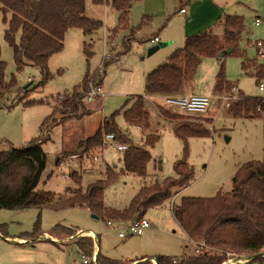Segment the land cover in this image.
Masks as SVG:
<instances>
[{
    "label": "rangeland",
    "instance_id": "rangeland-1",
    "mask_svg": "<svg viewBox=\"0 0 264 264\" xmlns=\"http://www.w3.org/2000/svg\"><path fill=\"white\" fill-rule=\"evenodd\" d=\"M189 1L192 3L194 0H166V3L170 14H174L179 8L187 9ZM217 1L222 4L226 15L242 17L244 30L235 52L222 60L203 57L196 67L192 94L212 98L208 110L199 116L186 114L179 106L168 104L165 96L143 95L142 76L146 74V68L158 59L160 61L155 66L163 64L170 56L169 48H160L147 56V50L155 45L148 41L152 31L145 24L135 31L136 40L131 39L124 50L128 30L118 27V13L112 6V0H102L99 4L85 0V16L101 22V26L93 35L83 28L68 29L62 50L48 60L50 78L43 83L39 68L26 65L17 69L12 48L4 38L6 25L0 16V62L3 63V81L10 85L0 97V151L20 148L36 138L40 139L45 166L36 190L50 193L54 198L65 193L68 196L104 180L106 166L119 173L123 166L122 151L116 150L115 143L104 142L102 148L86 152L78 147L116 111H119L115 116L118 128L136 146L148 150L152 159L146 166L144 178L119 173L113 182L104 187L105 208L123 210L142 186L174 178L173 164L181 158L185 146L186 163L193 171V179L187 187L176 189L170 201L145 213L144 219L150 228L141 236L128 235L121 239L118 233L123 232L130 221L96 218L81 206L0 210V230L8 237L0 235V264H83L76 241L80 237H88L84 231L98 236V246L105 257L121 263L125 260H136V263L143 255L148 258L166 255L180 259L193 254V246L171 213L172 207L182 198H211L218 192H229L238 168L263 158L262 120L234 118L228 110L233 101L222 104L220 97L228 93L215 92L214 84L222 64L223 80L235 86L238 94L264 98V89L259 90L260 83L264 86V75L257 80L256 70L251 66L255 62L256 66L264 68V56H259L256 47V41L264 40V28L253 24L256 18L264 17V0ZM178 20L175 19L176 22ZM136 22H132L134 25L130 27H137L139 22ZM209 33L221 36V23ZM18 40L19 33L15 36V41ZM105 53L110 55V59L100 68ZM96 74L101 75V96L89 103L84 102L85 108L91 109L90 115L70 118L65 125L64 122L52 124L42 132L44 121L51 119L52 106L60 100L58 97H68L86 76ZM142 95L150 114V128L159 136L152 147L145 145L144 132L127 125L122 116V110L131 105L133 97ZM27 101L39 103L24 106ZM156 106L201 125L209 135L190 137L184 143L173 133L174 121L162 118ZM55 117L60 119L58 114ZM73 173L79 178H73ZM107 221L112 222V229L106 226ZM55 227H59V231L53 234L51 232ZM61 227L81 235L76 237L75 233L66 237ZM34 233L37 236L31 238ZM215 254L225 255L223 264H264V250L252 256L216 249Z\"/></svg>",
    "mask_w": 264,
    "mask_h": 264
},
{
    "label": "trees",
    "instance_id": "trees-1",
    "mask_svg": "<svg viewBox=\"0 0 264 264\" xmlns=\"http://www.w3.org/2000/svg\"><path fill=\"white\" fill-rule=\"evenodd\" d=\"M102 3V0H92ZM139 0H112V6L118 13V27L128 29L124 50L135 31L146 24L143 17L137 27L128 26L127 7ZM85 0H0V16L6 25L4 38L12 48L14 62L18 70L30 65L39 68L43 82L50 78L47 63L51 56L63 48V40L68 29L83 28L90 34L101 26V22L91 20L84 14ZM222 36L209 32L187 37L181 48L174 50L167 60L151 70L144 79L145 96L175 97L188 95L193 90V77L201 58L213 57L222 60L237 49L241 32L244 30L242 17L226 15L221 21ZM19 33L18 42L15 41ZM230 50L229 53L227 51ZM220 54H224L219 57ZM256 70V79L262 78L264 68L251 64ZM222 64L215 78L214 90L217 93H229L235 86L223 80ZM256 80V81H257ZM101 83V75L86 76L72 93L52 106L51 119L45 120L42 132L52 124H61L70 118H81L89 114L84 106L87 83ZM12 84V83H11ZM3 81V63L0 62V97L7 91ZM240 94V93H239ZM238 94V99L230 103L229 113L234 118L260 119L263 122V158L242 165L232 178V188L227 193L218 192L211 198H182L171 209V213L188 239L201 240L209 247L223 252L256 255L264 250V98L247 97ZM43 102V101H40ZM36 101H27L24 106L34 105ZM46 103V101H45ZM54 103V102H53ZM159 115L174 121V135L186 143L190 137L209 135L201 125L188 122L180 114H173L168 109L156 106ZM58 114L60 119H56ZM119 111L104 119L97 131L81 141L78 147L86 152L102 148L103 137L112 134L115 141L125 145L122 152V169L119 173H130L144 178L146 166L152 156L146 149L135 146L115 123ZM124 122L144 132V143L152 147L159 139L150 128V114L145 107L144 98L133 97L131 105L122 110ZM170 121V122H171ZM187 149L183 148L181 158L173 164L174 178L164 179L161 183L142 186L123 210L105 208L103 205L104 187L113 182L119 173L112 168H105V179L88 185L83 191L72 195L54 198L52 194L38 191L36 187L45 166V153L39 138L20 148L0 151V210L24 208H63L81 206L90 211L92 216L107 220L134 221L144 218L152 208L160 207L170 201L176 189L187 187L193 179V171L186 163ZM78 179L75 173L71 174ZM55 227L51 233H56ZM64 230L66 237L76 231ZM0 235H3L0 230ZM37 234L31 235V238ZM50 236H53L50 234ZM29 239V237H23ZM78 249L90 258L93 241L89 237H80ZM223 264L225 255L190 254L180 259L166 255L144 258L135 264ZM95 264H123L101 254L95 256Z\"/></svg>",
    "mask_w": 264,
    "mask_h": 264
},
{
    "label": "crops",
    "instance_id": "crops-1",
    "mask_svg": "<svg viewBox=\"0 0 264 264\" xmlns=\"http://www.w3.org/2000/svg\"><path fill=\"white\" fill-rule=\"evenodd\" d=\"M179 2H181V0H179ZM189 3L190 1L187 4V9L179 8L177 11L175 10L174 14H170L169 9L167 8L166 0H139L136 2H132L127 7L128 26L130 27L131 25H134L132 24V22L137 23L136 20L140 23L141 19L143 17H146V25H148L149 29L152 31V36L148 39L149 43L151 45H159L161 43L158 50L160 48H169L168 53L171 54L174 50L179 49L183 46L184 41L187 37H192L198 34L209 32L218 23H221L224 16H226L222 4L217 0H194L192 3ZM180 10H184V13H180ZM176 18L179 19L177 22L175 21ZM217 36L221 37L222 35ZM155 38L158 39V42H153ZM132 40H136V38L133 36ZM124 45L125 43L123 44V46ZM158 61L160 60H156L154 62L155 64H153L151 67L146 68V74L142 76L143 80L145 79L147 73L157 67L155 65L156 63H158ZM143 95L145 96V94ZM143 95L141 97H143ZM88 112V115H90V108H88ZM65 123L66 121L64 122V125ZM98 128L99 127H97V129ZM98 243L99 238L97 236L95 256L97 254L103 255L100 251ZM144 258L148 257L146 255H143L140 256L138 260ZM134 261L136 260H125L123 264H135Z\"/></svg>",
    "mask_w": 264,
    "mask_h": 264
},
{
    "label": "built area",
    "instance_id": "built-area-1",
    "mask_svg": "<svg viewBox=\"0 0 264 264\" xmlns=\"http://www.w3.org/2000/svg\"><path fill=\"white\" fill-rule=\"evenodd\" d=\"M180 13H184V10H180ZM254 26H260L262 25L264 28V17L263 18H256L254 21ZM91 35H93L94 33L91 32ZM153 42H158V39L155 38ZM256 47L258 48V53L260 57L264 56V40L262 41H256ZM110 59V55L109 54H104L103 55V59L102 62L100 64V68H102L104 65H106V62ZM264 86L262 83L259 84V90L263 91ZM101 96V89H100V85L93 83L92 81H90L88 83L87 86V91L85 93V98H84V102L85 103H89L91 101H93L94 99H98ZM61 101V99L63 98V96L58 97ZM166 102L168 104L171 105H177L179 106L182 111H184L186 114L189 115H202L204 114L210 104H211V100L212 98L207 97V96H202V95H195V94H188V95H182V96H175V97H165ZM238 99V92L236 91V89H231V91L226 95V96H221L220 100L221 103H225L227 104L230 101H234ZM104 142L106 143H115V147L117 151H125L126 150V146L119 144L115 141V138L112 134H106L103 137V144ZM62 177H64V174L62 175ZM106 226L109 227L110 229H112V222L107 221L106 222ZM150 228V224L144 219H137L134 221H130L124 228H123V232H119L118 233V237L119 238H125L126 236H140L145 230ZM81 233L77 232L76 233V237L80 236ZM88 236L90 239H92L93 241V247H97L96 243H97V237L95 235H86ZM189 243L193 246V254L195 255H212L215 254V249L209 247L208 245H206L203 241L201 240H191L188 239ZM226 255H229L228 253H225ZM82 258V263L83 264H95V249L92 252V255L90 258L86 257L85 255H81ZM154 264V262H153ZM227 264V263H225Z\"/></svg>",
    "mask_w": 264,
    "mask_h": 264
},
{
    "label": "water",
    "instance_id": "water-1",
    "mask_svg": "<svg viewBox=\"0 0 264 264\" xmlns=\"http://www.w3.org/2000/svg\"><path fill=\"white\" fill-rule=\"evenodd\" d=\"M159 47H160L159 45H158V46L155 45V46L149 48V49L147 50L146 55H147V56L152 55L154 52H156V51L158 50ZM229 52H230V50L227 51V53H229ZM223 55H224V54H220L219 57H222Z\"/></svg>",
    "mask_w": 264,
    "mask_h": 264
},
{
    "label": "bare ground",
    "instance_id": "bare-ground-1",
    "mask_svg": "<svg viewBox=\"0 0 264 264\" xmlns=\"http://www.w3.org/2000/svg\"><path fill=\"white\" fill-rule=\"evenodd\" d=\"M86 235H92V234H90V233H86V231L84 232ZM242 262V261H241ZM233 264V263H232Z\"/></svg>",
    "mask_w": 264,
    "mask_h": 264
}]
</instances>
